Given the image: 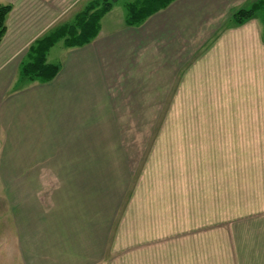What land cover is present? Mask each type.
Instances as JSON below:
<instances>
[{
  "label": "crops",
  "instance_id": "crops-1",
  "mask_svg": "<svg viewBox=\"0 0 264 264\" xmlns=\"http://www.w3.org/2000/svg\"><path fill=\"white\" fill-rule=\"evenodd\" d=\"M258 1L174 0L140 25H128L126 11L114 13V3L98 35L66 47L58 73L47 82L19 81L28 52L15 55L24 42L8 27L13 5L0 43V264L209 262L214 234H201L193 205L184 207L178 190L173 195L168 186L159 194L136 189L130 162L137 161L136 145L146 142L136 129L149 130L150 138L151 114L167 113L168 98L184 96L183 73L194 50L213 42L221 26H227V89L262 77L259 11L240 25H227L236 10ZM113 162H125L123 179H112ZM227 217L224 264H233L234 257L239 264H264L263 226L261 237L257 231L238 248V228L234 232ZM125 221L128 242L120 248ZM260 225L264 214L239 222V229Z\"/></svg>",
  "mask_w": 264,
  "mask_h": 264
},
{
  "label": "rangeland",
  "instance_id": "rangeland-1",
  "mask_svg": "<svg viewBox=\"0 0 264 264\" xmlns=\"http://www.w3.org/2000/svg\"><path fill=\"white\" fill-rule=\"evenodd\" d=\"M90 1L0 0V4L14 5L8 27L12 36L24 42L16 51L17 58L29 52L30 45L50 29L73 22ZM129 2L116 1L114 13L126 11ZM228 19L230 25L233 16ZM257 20L264 24L262 11L257 13ZM225 27L221 26L213 42L194 50L193 64L183 73L184 96L168 98L167 113L151 114L150 138L149 130L136 129L137 138L146 136V142L136 145L137 161L130 162L136 167L137 190L152 188L159 194L168 186V193L173 191V195L178 190L184 207L192 204L193 215H199L201 234L207 229L214 234L209 243L216 251L210 252L209 262L201 258L200 264H224L223 234L229 214L234 232L238 228L233 246L246 247L253 233L258 231L261 237L260 228H264L239 229V222L264 214V72L258 80H243L241 87L227 89L222 74ZM65 48L59 41L49 51L48 61L59 63ZM3 61L0 59V65ZM113 163L112 179H123L125 162L120 167ZM126 221L121 225L120 248L128 242ZM207 243L203 242L205 249ZM248 250L243 248L244 253ZM230 260L239 264V257Z\"/></svg>",
  "mask_w": 264,
  "mask_h": 264
},
{
  "label": "trees",
  "instance_id": "trees-1",
  "mask_svg": "<svg viewBox=\"0 0 264 264\" xmlns=\"http://www.w3.org/2000/svg\"><path fill=\"white\" fill-rule=\"evenodd\" d=\"M118 0H91L78 12L73 22L62 23L37 38L29 47L28 60L19 71V81L52 80L59 71V64L49 63L48 54L52 47L63 41L66 47H80L91 42L99 33L101 20ZM174 0H132L127 4L126 23L140 25L149 16L166 8ZM12 10L11 4H0V43L7 32V19ZM257 11L264 14V0L251 7L240 8L233 13L232 22L240 25L253 18Z\"/></svg>",
  "mask_w": 264,
  "mask_h": 264
}]
</instances>
